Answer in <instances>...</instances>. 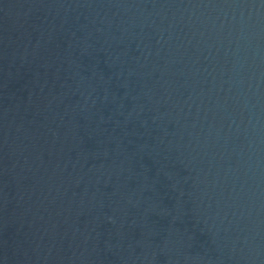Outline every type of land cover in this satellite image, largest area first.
Instances as JSON below:
<instances>
[{"label":"water","instance_id":"1","mask_svg":"<svg viewBox=\"0 0 264 264\" xmlns=\"http://www.w3.org/2000/svg\"><path fill=\"white\" fill-rule=\"evenodd\" d=\"M0 264H264V0H0Z\"/></svg>","mask_w":264,"mask_h":264}]
</instances>
